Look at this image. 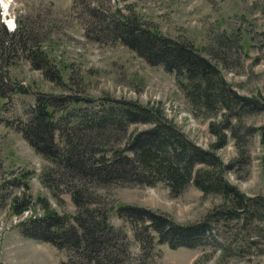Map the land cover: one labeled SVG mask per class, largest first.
I'll return each instance as SVG.
<instances>
[{"label": "rangeland", "instance_id": "1", "mask_svg": "<svg viewBox=\"0 0 264 264\" xmlns=\"http://www.w3.org/2000/svg\"><path fill=\"white\" fill-rule=\"evenodd\" d=\"M127 14L192 42L237 94L251 100L236 108H198L174 71L151 64L114 36L112 19ZM0 23L21 31L26 41L24 48L16 40L6 57L0 50L5 79L16 86L0 109V264H60L67 258L66 250L21 231L28 217L44 214L45 202L60 213L76 209L69 191L57 195L48 184L51 161L19 129L38 94L61 99L54 109L71 118L100 109L105 96L160 110L196 145L220 157L238 190L264 195V0H12L7 12L0 8ZM147 125L133 123L129 130ZM98 187L110 220L129 239L126 264H264V219L225 216L222 194L190 183L175 195L163 181ZM129 204L178 224L210 213L211 229L201 244L174 247L146 228L148 221L120 216V206Z\"/></svg>", "mask_w": 264, "mask_h": 264}, {"label": "trees", "instance_id": "2", "mask_svg": "<svg viewBox=\"0 0 264 264\" xmlns=\"http://www.w3.org/2000/svg\"><path fill=\"white\" fill-rule=\"evenodd\" d=\"M112 21L114 36L151 64L174 71L198 108H214L218 104L222 108H236L251 100L237 94L218 65L192 42L165 35L140 22L136 15L127 14ZM0 24V50L4 57L8 56L6 50L15 48L16 40L25 48L21 31L11 32ZM32 51H27L30 57H34ZM5 77L2 62L0 109L12 90H16ZM53 97L38 94L29 117L19 129L35 150L51 161L52 167L46 173L47 181H51L48 184L57 195L69 191L76 209L73 213H60L45 202L44 214L28 217L21 223V231L66 250L67 258L61 259L60 264H126L131 253L129 239L123 228L110 220V210L98 186L155 185L163 181L178 195L193 183L205 193L224 196L228 201H224L222 210L225 216L241 213L242 218L264 219V195L249 196L238 190L225 176L226 166L220 157L196 145L160 110L133 99L105 96L100 109L79 112L71 118L59 115L54 106L62 100ZM133 123L148 125L130 131ZM118 212L143 224L148 221L145 227L153 228L160 241L174 247L201 244L211 229L209 219L213 215L209 213L198 222L178 224L147 207L121 205ZM150 237L153 240L155 233Z\"/></svg>", "mask_w": 264, "mask_h": 264}, {"label": "clouds", "instance_id": "3", "mask_svg": "<svg viewBox=\"0 0 264 264\" xmlns=\"http://www.w3.org/2000/svg\"><path fill=\"white\" fill-rule=\"evenodd\" d=\"M12 3V0H0V8H3L7 12L8 6Z\"/></svg>", "mask_w": 264, "mask_h": 264}]
</instances>
